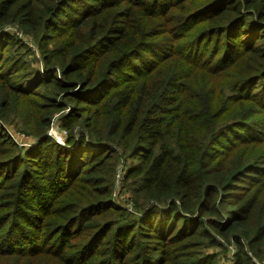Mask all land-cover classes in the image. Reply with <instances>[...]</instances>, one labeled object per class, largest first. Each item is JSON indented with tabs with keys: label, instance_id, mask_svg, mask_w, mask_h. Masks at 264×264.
<instances>
[{
	"label": "trees",
	"instance_id": "trees-1",
	"mask_svg": "<svg viewBox=\"0 0 264 264\" xmlns=\"http://www.w3.org/2000/svg\"><path fill=\"white\" fill-rule=\"evenodd\" d=\"M1 167L0 264L263 260L264 0H0Z\"/></svg>",
	"mask_w": 264,
	"mask_h": 264
},
{
	"label": "rangeland",
	"instance_id": "rangeland-1",
	"mask_svg": "<svg viewBox=\"0 0 264 264\" xmlns=\"http://www.w3.org/2000/svg\"><path fill=\"white\" fill-rule=\"evenodd\" d=\"M11 33H15L17 38H19L23 43L26 45V49L20 50L21 53H23L24 58L31 63L34 67H41V57L39 50L37 48V45L35 42H33L27 35L23 34L21 30L17 28H11ZM60 114H54L53 120L51 122V127L49 128L48 136L55 142L63 143L61 139H63L64 134L66 136V131L63 130L60 127V121L59 118ZM5 127V128H4ZM3 128L8 133L10 137L16 142L18 150L20 151V154L25 153L27 151H30L32 147L35 146L36 141L38 138H35L33 136H28L22 129L23 124L22 122H19L18 120L14 119L11 121L10 124H7ZM55 142V143H56ZM47 148L45 150L47 151ZM3 172H6V168L1 167L0 168ZM117 180L115 183V188L113 191L112 199L114 201V204L120 205L121 207L128 209V211L132 209V203L130 202V193L121 186L120 182L122 179V167L120 166L117 171ZM223 246H212L208 248L201 249L203 253L212 254L215 255L214 261L216 264H233L234 261V246H232L231 243L226 242L222 239H220ZM255 264H264V259L256 262Z\"/></svg>",
	"mask_w": 264,
	"mask_h": 264
},
{
	"label": "built area",
	"instance_id": "built-area-1",
	"mask_svg": "<svg viewBox=\"0 0 264 264\" xmlns=\"http://www.w3.org/2000/svg\"><path fill=\"white\" fill-rule=\"evenodd\" d=\"M64 137H65V134H64ZM64 137H63V139H64ZM63 139H61V140H63Z\"/></svg>",
	"mask_w": 264,
	"mask_h": 264
}]
</instances>
